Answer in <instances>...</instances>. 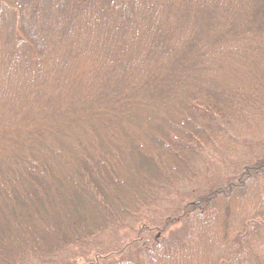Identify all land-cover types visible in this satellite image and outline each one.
<instances>
[{"label": "trees", "instance_id": "1", "mask_svg": "<svg viewBox=\"0 0 264 264\" xmlns=\"http://www.w3.org/2000/svg\"><path fill=\"white\" fill-rule=\"evenodd\" d=\"M258 58L264 0H0V264H264Z\"/></svg>", "mask_w": 264, "mask_h": 264}, {"label": "rangeland", "instance_id": "2", "mask_svg": "<svg viewBox=\"0 0 264 264\" xmlns=\"http://www.w3.org/2000/svg\"><path fill=\"white\" fill-rule=\"evenodd\" d=\"M53 40V39H52ZM259 59V58H258ZM216 64L213 65V70L210 69L209 73L205 74V79H209V76L213 75L214 71H217L219 77L218 80V75H217V81H224L227 80L229 81L231 77H235V78H240V79H245V73H244V67L240 64H234L233 66L230 67L229 71L228 68L224 67V69L221 68V66L219 65L218 62H215ZM252 72L256 71L259 69V71H264V60L263 59H259V63L257 64L256 68L250 67L249 68ZM47 71V70H46ZM52 75H54V73L52 71H50L46 77H52ZM209 75V76H208ZM167 116L169 118V114L165 113L164 116ZM163 116V118H164ZM165 116V117H166ZM166 117V118H167ZM161 120L162 123L166 124L169 123L171 124V122L167 119H163ZM8 126H11V130L9 131ZM25 128H22V122L20 121V119H9L6 121H0V135L1 132H6L8 134V138L11 139H15L16 138V133L15 130H24ZM20 132V131H19ZM1 137V136H0ZM12 142H7V141H2L0 139V161L1 160H8L13 154H10V152L8 151H3L2 148L6 147V146H10ZM16 150V149H15ZM10 154V155H9ZM13 157V156H12ZM11 157V159H12ZM58 158H60L61 160H59L58 163L53 162L51 159V163L56 166L58 169L63 170L64 173L68 174L69 172L67 171V169L61 168V163H62V157H60V155H58ZM117 158L119 159V157L117 156ZM71 174H69L68 176H70ZM1 200V199H0ZM3 207V208H2ZM2 207H0V214H3V210L8 211V212H12L13 209L11 208V206L9 204L2 205ZM41 216L45 219V209L43 210V208L41 209Z\"/></svg>", "mask_w": 264, "mask_h": 264}]
</instances>
